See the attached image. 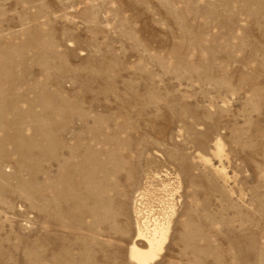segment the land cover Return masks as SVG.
<instances>
[{
  "label": "rangeland",
  "instance_id": "rangeland-1",
  "mask_svg": "<svg viewBox=\"0 0 264 264\" xmlns=\"http://www.w3.org/2000/svg\"><path fill=\"white\" fill-rule=\"evenodd\" d=\"M175 188L150 264H264V0H0V264H134Z\"/></svg>",
  "mask_w": 264,
  "mask_h": 264
},
{
  "label": "bare ground",
  "instance_id": "bare-ground-1",
  "mask_svg": "<svg viewBox=\"0 0 264 264\" xmlns=\"http://www.w3.org/2000/svg\"><path fill=\"white\" fill-rule=\"evenodd\" d=\"M215 151L217 155L222 153V146L219 142L216 144ZM200 160L205 164L209 163V160L206 158L201 157ZM216 172L219 173L222 178H226L223 169L216 170ZM175 190L176 188L173 190L169 189V193L172 194L170 196L172 198V203L169 202L171 204H166L165 208L162 211H159L157 214L151 209L141 207L142 197L134 200L132 213L134 216L135 236L128 246V259L131 263L150 264L162 252L163 247L168 239L172 221L175 216L173 204ZM94 215L93 207H90L89 211L87 212V229L89 231L92 229V222L90 219H92Z\"/></svg>",
  "mask_w": 264,
  "mask_h": 264
}]
</instances>
